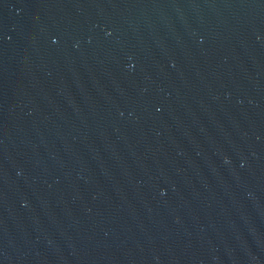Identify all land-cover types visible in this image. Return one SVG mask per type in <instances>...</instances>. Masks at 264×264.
<instances>
[{"label": "water", "instance_id": "obj_1", "mask_svg": "<svg viewBox=\"0 0 264 264\" xmlns=\"http://www.w3.org/2000/svg\"><path fill=\"white\" fill-rule=\"evenodd\" d=\"M0 264H264V0H0Z\"/></svg>", "mask_w": 264, "mask_h": 264}]
</instances>
